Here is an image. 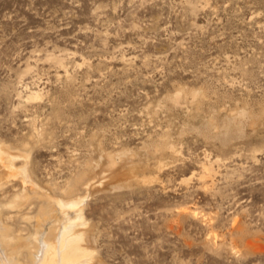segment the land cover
<instances>
[{"label": "rangeland", "instance_id": "1", "mask_svg": "<svg viewBox=\"0 0 264 264\" xmlns=\"http://www.w3.org/2000/svg\"><path fill=\"white\" fill-rule=\"evenodd\" d=\"M0 149L17 235L80 195L90 264H264V0H0Z\"/></svg>", "mask_w": 264, "mask_h": 264}, {"label": "bare ground", "instance_id": "2", "mask_svg": "<svg viewBox=\"0 0 264 264\" xmlns=\"http://www.w3.org/2000/svg\"><path fill=\"white\" fill-rule=\"evenodd\" d=\"M0 150L2 152L0 153V157L2 159L5 157L6 159V151L3 149ZM11 160L13 161V158ZM12 161L10 165H12ZM7 164L6 168L8 166ZM21 170L20 172H22ZM73 196L71 195V197L66 198H45V203L43 204L45 206L41 207V214L38 215L40 216V221L37 222L38 224H36L35 234L31 235V239L29 238L30 234L24 238L23 235L21 236V234L17 235L14 233L13 226L11 227L8 222L5 223V221L2 220V214L0 211V264H90L91 259L94 260V258H92V250H90L87 245L88 242L87 244L84 243L87 240L85 238L86 228H77L78 225L84 223L82 215V211L84 210H82V208L84 205H81L84 199L82 197L84 196ZM18 197L9 201L11 207H22V205L25 204L23 202L24 200L20 199L21 196ZM24 197L22 196V198ZM57 209L62 213V216L57 217L56 220L60 222L62 221V226L60 228L58 227L60 222L57 226L52 224L47 231L45 230L46 233H44L41 228L42 221L45 223L47 219L52 217V212H56ZM70 211L74 212V215H69L71 214L69 213ZM67 215L69 216L65 217ZM88 231H90V228ZM17 241L21 242L17 243ZM22 256H24V260L22 259Z\"/></svg>", "mask_w": 264, "mask_h": 264}]
</instances>
